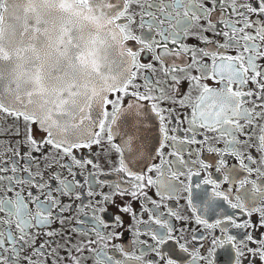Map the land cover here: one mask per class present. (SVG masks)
I'll use <instances>...</instances> for the list:
<instances>
[{"label": "flooded vegetation", "instance_id": "af4514ba", "mask_svg": "<svg viewBox=\"0 0 264 264\" xmlns=\"http://www.w3.org/2000/svg\"><path fill=\"white\" fill-rule=\"evenodd\" d=\"M111 25L128 78L86 140L0 104V264H264V0H112Z\"/></svg>", "mask_w": 264, "mask_h": 264}, {"label": "water", "instance_id": "95a60500", "mask_svg": "<svg viewBox=\"0 0 264 264\" xmlns=\"http://www.w3.org/2000/svg\"><path fill=\"white\" fill-rule=\"evenodd\" d=\"M5 0L0 104L65 145L90 137L105 98L128 78L112 0Z\"/></svg>", "mask_w": 264, "mask_h": 264}, {"label": "rangeland", "instance_id": "374dc122", "mask_svg": "<svg viewBox=\"0 0 264 264\" xmlns=\"http://www.w3.org/2000/svg\"><path fill=\"white\" fill-rule=\"evenodd\" d=\"M3 0H0V6H1V2H2ZM0 10H1V8H0Z\"/></svg>", "mask_w": 264, "mask_h": 264}]
</instances>
